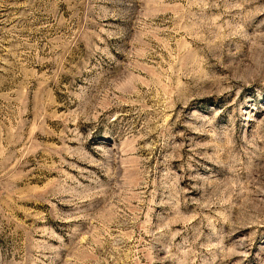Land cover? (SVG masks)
<instances>
[{
	"label": "rangeland",
	"instance_id": "1",
	"mask_svg": "<svg viewBox=\"0 0 264 264\" xmlns=\"http://www.w3.org/2000/svg\"><path fill=\"white\" fill-rule=\"evenodd\" d=\"M0 264H264V0H0Z\"/></svg>",
	"mask_w": 264,
	"mask_h": 264
}]
</instances>
